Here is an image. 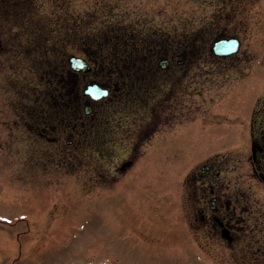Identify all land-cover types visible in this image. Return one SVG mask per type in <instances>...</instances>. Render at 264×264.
<instances>
[{
  "label": "rangeland",
  "instance_id": "obj_1",
  "mask_svg": "<svg viewBox=\"0 0 264 264\" xmlns=\"http://www.w3.org/2000/svg\"><path fill=\"white\" fill-rule=\"evenodd\" d=\"M212 1L0 0V264H264V185L246 160L260 243L234 252L192 225L186 178L223 154L227 179V158L248 155L228 136L264 97V0L242 4L231 59L211 54L226 25ZM72 56L93 71L70 80ZM113 80L121 91L75 125L86 85ZM164 93L158 128L148 106Z\"/></svg>",
  "mask_w": 264,
  "mask_h": 264
},
{
  "label": "flooded vegetation",
  "instance_id": "obj_2",
  "mask_svg": "<svg viewBox=\"0 0 264 264\" xmlns=\"http://www.w3.org/2000/svg\"><path fill=\"white\" fill-rule=\"evenodd\" d=\"M245 1L218 0L210 2L211 4L213 2L222 4V6L220 5V9L214 12V16H222V19L226 21V25L218 30V36L215 41L227 38H235L239 41L238 51L227 56L216 55L213 52L214 41L211 45V54L214 57L231 59L240 54L243 48V39L240 32L242 28L244 29L243 25L245 23V21L241 20L242 14L245 13V8L242 4ZM230 23H232L231 27L228 25ZM172 60L173 58L171 56L165 55L159 58L156 65L157 71H170L173 68ZM86 61L90 67L87 72L75 71L70 66L68 69L70 80L72 75H87L93 71L91 62ZM162 62L163 66L161 65ZM124 66L132 70H137L138 67H148L146 64L135 63L124 64ZM188 66H193V64L187 63L184 59L177 60V67L185 68ZM118 81L121 82L120 80ZM118 81L115 82L113 80L106 84L99 83L109 90V96L101 101H94L84 94L88 100L87 105L91 109L90 113L87 114L84 109L83 111L80 109L78 114H73V121L75 120L73 123L79 125L85 118H90L98 105L110 99L115 92H118L121 87ZM140 88L142 89L143 87ZM137 92L139 93V91ZM262 98H256L250 102V113L245 130L242 129L241 133L230 132L228 136V138L235 139L234 141L236 142L240 141L246 144L248 147V155L244 158H233L231 156L227 158V161L230 159L234 163L233 166L235 168L233 172L228 173L230 175L227 179L224 178L225 175L223 176L224 173L220 168L225 163V155L221 154L220 156L213 155L201 162L194 173L189 175L185 181L186 190L192 195L190 203H193L191 217L194 228L200 231L201 235L208 237L211 242L216 241L221 243V245H224L234 252L242 247L245 249V246L260 243L259 240L255 239L253 228L248 227L251 221H256V214L246 206V194L243 189L244 173L239 169H241L240 166L246 160L250 164L253 176L259 183L264 185V97ZM166 99L167 96L164 93L157 105L148 106L149 112L152 113L150 118L153 122L157 123L160 119V122L157 124L158 128L164 125V115L168 113L165 111ZM67 143L71 146L73 140H68ZM258 216L262 217L263 215L259 213ZM259 217V222L263 223V220ZM245 252L243 251V253Z\"/></svg>",
  "mask_w": 264,
  "mask_h": 264
},
{
  "label": "water",
  "instance_id": "obj_3",
  "mask_svg": "<svg viewBox=\"0 0 264 264\" xmlns=\"http://www.w3.org/2000/svg\"><path fill=\"white\" fill-rule=\"evenodd\" d=\"M239 48V41L237 39H223L217 41L213 46V51L218 55L227 56L234 53ZM71 67L74 70H80L87 72L89 71V64L82 58L71 57L70 58ZM163 66V62L161 63ZM85 93L90 95L95 100H101L107 97L109 91L106 88L101 87L98 84H90L85 89ZM90 107H86L85 111L90 112Z\"/></svg>",
  "mask_w": 264,
  "mask_h": 264
}]
</instances>
